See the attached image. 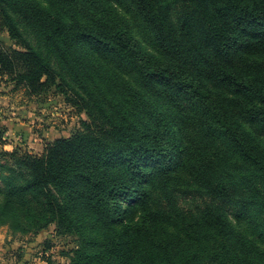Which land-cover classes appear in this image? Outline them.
<instances>
[{
    "label": "trees",
    "instance_id": "1",
    "mask_svg": "<svg viewBox=\"0 0 264 264\" xmlns=\"http://www.w3.org/2000/svg\"><path fill=\"white\" fill-rule=\"evenodd\" d=\"M130 2L162 57L107 0H0V31L20 45L0 44V74L30 97L55 90L89 119L42 154L3 152L22 180L1 179L0 227L27 234L54 225L75 238L71 264H264V247L222 208L264 226V146L242 124H264V0ZM181 97L210 117L191 115ZM161 98L229 150L178 134ZM182 170L211 201L199 215L177 217L151 202L149 183L159 176L166 186ZM125 205H140L132 221Z\"/></svg>",
    "mask_w": 264,
    "mask_h": 264
},
{
    "label": "rangeland",
    "instance_id": "2",
    "mask_svg": "<svg viewBox=\"0 0 264 264\" xmlns=\"http://www.w3.org/2000/svg\"><path fill=\"white\" fill-rule=\"evenodd\" d=\"M107 1L120 17L130 23L142 46L147 51L162 57L152 35L130 0ZM21 28L31 46L46 54L45 46L36 33L25 25ZM0 44L20 48V45L10 38L7 30L0 31ZM97 59L108 69H116L125 79L138 84L135 74L129 69L124 66L118 67L111 59H105L99 55ZM51 61L57 65L55 60L51 59ZM180 99L191 115L210 117L205 109L190 98L181 97ZM156 104L165 114L175 118L171 125L184 138L193 137L203 140L206 136L213 147L229 148L228 141L221 135L204 133L200 128L192 126L187 119L183 118V120L182 116L177 115L176 110L166 102V99H158ZM88 120L85 112H79L55 90L38 97H30L24 89L17 88L8 76L0 74V186L3 184L1 179L4 178L22 180L20 174L10 175L9 167L17 166L14 160L2 155L4 151L13 152L18 149L36 155L42 154L46 143L60 137L71 136L82 129L83 122ZM242 124L257 139V142L264 146V124L246 121ZM183 170L166 186H159L160 179L156 176L148 185L151 191V202L154 206L164 208L177 217L199 215L205 205L211 201L204 191H199V188L190 184ZM174 175H176L175 172ZM125 207L130 210L127 222L132 221L133 215L140 210V205H125ZM222 208L233 228L264 247V226L261 221H255V215L249 218L240 213L234 205H224ZM167 230L173 231L174 227L168 226ZM75 245L74 237L59 235L54 225L38 233L27 234L14 232L8 226H3L0 227V264H71V252Z\"/></svg>",
    "mask_w": 264,
    "mask_h": 264
}]
</instances>
